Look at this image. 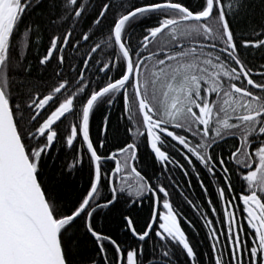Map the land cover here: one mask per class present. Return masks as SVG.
<instances>
[{
	"label": "snow or ice",
	"instance_id": "6c2138e0",
	"mask_svg": "<svg viewBox=\"0 0 264 264\" xmlns=\"http://www.w3.org/2000/svg\"><path fill=\"white\" fill-rule=\"evenodd\" d=\"M257 59L264 0H0V264H264Z\"/></svg>",
	"mask_w": 264,
	"mask_h": 264
},
{
	"label": "trees",
	"instance_id": "16d2710c",
	"mask_svg": "<svg viewBox=\"0 0 264 264\" xmlns=\"http://www.w3.org/2000/svg\"><path fill=\"white\" fill-rule=\"evenodd\" d=\"M45 44H46V41H45ZM39 47H40V51H43V47H44V45H40ZM29 58L31 59V56H30ZM261 62H264V61H261L260 59H257V60H256V63H257V64H259V63H261ZM254 78H255V77H254ZM113 111L119 112V105H117L116 108L113 109ZM177 176L179 177V174H177ZM193 188H194L193 195L199 197V195H200V189H199V187L195 184V181L193 182ZM189 215H191V214L189 213ZM185 227H186V226H185ZM187 230H188L189 233L191 234V229H187ZM203 238H204L203 235H201L200 237H198V238H196V239H203ZM88 247H89V249H91V245H89ZM204 250L207 251L206 248H205ZM90 254H94V252H93V253H90Z\"/></svg>",
	"mask_w": 264,
	"mask_h": 264
},
{
	"label": "flooded vegetation",
	"instance_id": "af4514ba",
	"mask_svg": "<svg viewBox=\"0 0 264 264\" xmlns=\"http://www.w3.org/2000/svg\"><path fill=\"white\" fill-rule=\"evenodd\" d=\"M255 78H257V77H255Z\"/></svg>",
	"mask_w": 264,
	"mask_h": 264
}]
</instances>
